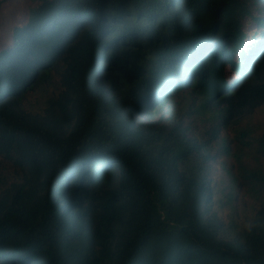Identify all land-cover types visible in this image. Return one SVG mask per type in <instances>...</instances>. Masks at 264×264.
Wrapping results in <instances>:
<instances>
[{
	"label": "trees",
	"instance_id": "obj_1",
	"mask_svg": "<svg viewBox=\"0 0 264 264\" xmlns=\"http://www.w3.org/2000/svg\"><path fill=\"white\" fill-rule=\"evenodd\" d=\"M9 34L0 264H264V0H20Z\"/></svg>",
	"mask_w": 264,
	"mask_h": 264
},
{
	"label": "rangeland",
	"instance_id": "obj_2",
	"mask_svg": "<svg viewBox=\"0 0 264 264\" xmlns=\"http://www.w3.org/2000/svg\"><path fill=\"white\" fill-rule=\"evenodd\" d=\"M20 0H7L5 4L0 7V44L5 43L9 40V29L11 21L16 16V7ZM24 150L21 148L13 147L11 148V152L5 156H2V163H0V174L2 175L3 179L0 181V187L13 182L14 180L21 179V174L23 169L19 164V158L21 153ZM215 171L218 173V168L215 167ZM218 175H215L213 178L215 179ZM226 186L222 185V188ZM228 191V190H227ZM226 191V192H227ZM225 210L223 214L221 213V217L225 216Z\"/></svg>",
	"mask_w": 264,
	"mask_h": 264
}]
</instances>
